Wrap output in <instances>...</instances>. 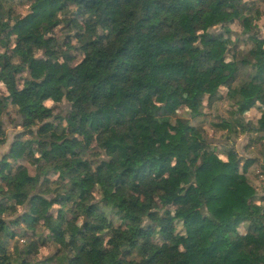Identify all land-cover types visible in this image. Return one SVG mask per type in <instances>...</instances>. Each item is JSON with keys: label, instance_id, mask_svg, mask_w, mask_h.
Returning <instances> with one entry per match:
<instances>
[{"label": "clouds", "instance_id": "1", "mask_svg": "<svg viewBox=\"0 0 264 264\" xmlns=\"http://www.w3.org/2000/svg\"><path fill=\"white\" fill-rule=\"evenodd\" d=\"M0 264H264V0H0Z\"/></svg>", "mask_w": 264, "mask_h": 264}]
</instances>
